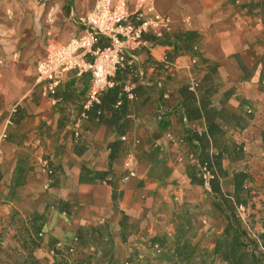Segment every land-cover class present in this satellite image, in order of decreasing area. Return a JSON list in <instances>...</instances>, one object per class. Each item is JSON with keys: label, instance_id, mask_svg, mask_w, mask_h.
<instances>
[{"label": "crops", "instance_id": "obj_1", "mask_svg": "<svg viewBox=\"0 0 264 264\" xmlns=\"http://www.w3.org/2000/svg\"><path fill=\"white\" fill-rule=\"evenodd\" d=\"M96 1L54 0L42 18L38 8L36 47L0 48V247L20 251L13 238L25 231L1 232L24 215L19 204L30 194L41 209L43 244L33 255L42 263L48 242L74 246V263L168 264L159 256L176 246L212 253L225 216L200 198L210 189L190 181L198 167L190 145L213 142V128L217 142L244 144L264 123V0H154L168 29L145 33L133 63L115 72L98 101L88 104V74H67L45 96L39 61L80 34L79 18ZM133 4L127 0L129 12ZM183 33L192 37L186 44L162 43ZM131 152L136 175L127 178Z\"/></svg>", "mask_w": 264, "mask_h": 264}, {"label": "built area", "instance_id": "obj_2", "mask_svg": "<svg viewBox=\"0 0 264 264\" xmlns=\"http://www.w3.org/2000/svg\"><path fill=\"white\" fill-rule=\"evenodd\" d=\"M133 7L134 10L129 12L127 0H97L94 9L79 18V24L83 27L80 34L64 45L49 48L47 55L39 61L36 79L43 84V94L54 97L69 73L89 75L88 104L98 101L100 93L111 89L115 72L133 63V53L144 44L145 33L162 37L170 24L166 15L157 12L154 0H134ZM128 55L130 61L127 62ZM129 97L133 98L130 93ZM75 136H80L79 132ZM121 140L125 141L126 138L121 137ZM40 163L41 168L51 175L52 170L46 168L47 162L43 160ZM134 165L135 155L131 152L124 162L127 178L136 175ZM200 174L205 184L209 185L213 174L206 165L200 167ZM49 184L50 180H47L45 188L50 187ZM38 237L42 238V233ZM61 246L63 244H56L57 248ZM73 251L74 248L70 249V252ZM53 254L54 249L49 248L47 257Z\"/></svg>", "mask_w": 264, "mask_h": 264}, {"label": "trees", "instance_id": "obj_3", "mask_svg": "<svg viewBox=\"0 0 264 264\" xmlns=\"http://www.w3.org/2000/svg\"><path fill=\"white\" fill-rule=\"evenodd\" d=\"M190 34H180L174 36L173 40H164L162 43L170 44L171 46L178 47L177 40H182L186 44L192 37ZM174 44V45H173ZM221 133V131H220ZM210 138L213 140L209 144V140L206 137H201L197 141V146H192L194 156L198 160V167L192 171L190 181L192 183L203 187L204 181L201 179L200 167L206 165L209 171L213 174V179L210 180V191L208 194L213 196V206L218 213L225 216V227L222 231V235L219 236L212 249L210 257L213 260H221L224 264H264V230L261 233H255L251 228L247 229L246 221L238 215L239 207H248L249 202L254 198L252 196L253 189L250 187L251 175L246 170H239L232 172L231 182L232 186L227 189L223 188L222 180L228 178V172L223 168V161L226 159L233 163L240 160L243 156V145L238 144L229 145L228 143L217 142L219 132L216 128L209 130ZM195 139V138H193ZM190 140V143L191 141ZM213 147L217 152L210 153V148ZM198 148V149H197ZM22 171V179L24 177V170ZM255 206V204H252ZM264 205V202H263ZM30 220V219H29ZM42 222L41 216L32 215L29 221V226L25 228V235L19 239V250L4 251L0 247V261L2 264H42L33 255V251L40 248L43 244L41 237H38L41 233ZM155 243L161 245L158 240L155 239ZM49 248L54 249V254L51 256L50 264H68V257L70 255V249L73 246L63 245L59 248L56 244L49 243ZM51 244V245H50ZM196 251H188L185 248H177L165 257L159 256V261L166 262L168 264H207V261L202 257L200 261L191 260ZM74 264H88L86 260L76 262Z\"/></svg>", "mask_w": 264, "mask_h": 264}, {"label": "rangeland", "instance_id": "obj_4", "mask_svg": "<svg viewBox=\"0 0 264 264\" xmlns=\"http://www.w3.org/2000/svg\"><path fill=\"white\" fill-rule=\"evenodd\" d=\"M54 0H0V48L4 47L5 42L16 41L18 45H24V50L31 49L33 46L39 42L42 34H37L36 30V20L38 8L44 11L40 16L41 18L45 16L48 7ZM43 27L45 25H42ZM45 29V27H44ZM63 45V44H62ZM61 45H56L49 47L50 50L53 47ZM48 48V49H49ZM47 49V51H48ZM264 123L259 124L257 130L254 132L252 139L248 142H244L243 147V156L240 160H237L233 163H228V160L223 161V168L228 172V178L220 179L223 183V188L227 189L229 186H232L231 175L232 172H237L239 170H246L251 175L250 187L253 189L252 196L254 197L248 204V207H239L238 215L246 221L245 228H251L255 233H261L264 230ZM256 133V134H255ZM257 135V138H256ZM263 140V141H262ZM29 157H25L22 161L23 167L26 163L29 162ZM205 187H209L204 182ZM203 186V187H204ZM200 198L204 199L205 204L209 205L213 201V196L204 195V193H199ZM28 198V200H27ZM209 203V204H208ZM252 204H255L253 206ZM22 215L21 217H15L9 219L8 222L4 221L2 232L12 228V225H17L18 231H25L26 226H29V221L32 215L39 216L41 209L39 208L40 204H35L32 202V196L30 194L24 195V200L21 204ZM203 209L206 213V207L203 206ZM218 212V211H217ZM20 213H18L19 215ZM207 214V213H206ZM30 219V220H29ZM207 220V218H205ZM204 219V220H205ZM201 223V226L204 227L205 222ZM13 240L19 243L18 236L19 233L16 232ZM209 235H207L208 237ZM221 236V235H219ZM218 236V237H219ZM20 238V237H19ZM74 251L70 252L68 257V264H74L75 247L73 246ZM188 250V249H187ZM190 251V250H188ZM20 252V251H19ZM200 254L196 253L197 260L194 259V256L191 260L200 261L202 257L207 261V264H224L221 260H213L210 257V253L207 248L200 249ZM21 253V252H20ZM47 254V252H46ZM198 254V256H197ZM51 257H46V260L42 264H50ZM88 264L89 261H87Z\"/></svg>", "mask_w": 264, "mask_h": 264}]
</instances>
